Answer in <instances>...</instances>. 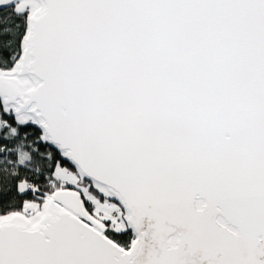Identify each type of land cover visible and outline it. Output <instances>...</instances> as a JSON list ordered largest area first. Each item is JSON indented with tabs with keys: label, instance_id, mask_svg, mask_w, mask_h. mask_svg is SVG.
I'll use <instances>...</instances> for the list:
<instances>
[{
	"label": "snow or ice",
	"instance_id": "snow-or-ice-1",
	"mask_svg": "<svg viewBox=\"0 0 264 264\" xmlns=\"http://www.w3.org/2000/svg\"><path fill=\"white\" fill-rule=\"evenodd\" d=\"M0 264H264V0H0Z\"/></svg>",
	"mask_w": 264,
	"mask_h": 264
}]
</instances>
